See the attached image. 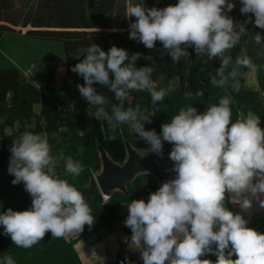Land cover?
<instances>
[{
    "label": "clouds",
    "instance_id": "1",
    "mask_svg": "<svg viewBox=\"0 0 264 264\" xmlns=\"http://www.w3.org/2000/svg\"><path fill=\"white\" fill-rule=\"evenodd\" d=\"M240 2V11L248 19L239 23L227 14L235 8L234 0H179L163 8L130 2L125 16L135 20L129 24V38L148 49H154L159 41L161 55L167 53L176 64L190 58L188 49L192 47L198 57H207L204 65L219 59L220 67L210 83L239 93L242 77L261 67L252 61L247 45L241 44L242 36L249 33L246 25L252 23V15L254 26L264 29V0ZM252 39L261 45L264 35L255 32ZM238 45L233 60L228 53ZM141 56L140 52L130 55L127 49L115 45L105 51L92 43L84 58L71 68L83 77L85 83L79 84L78 90L89 106L98 108L96 118L106 122L112 132L127 124L149 145L146 155L140 157L155 154L163 158L164 143L173 145L168 155L173 167L167 170L175 173L174 177L151 192L147 200L127 203L124 223L132 235L126 242L132 251L140 253L143 264H264V232L250 227L244 215L254 206L264 209L261 116L241 110L233 122L232 106L236 102L225 95L203 112L194 106L181 107L170 122L162 125L160 133L146 130L145 124L152 118L139 105L125 108L130 92L147 91L155 106L175 86L157 90L152 79L154 68L136 66ZM145 58L152 59L150 55ZM97 83L115 94L118 103L112 104L111 113L104 108L108 97L94 87ZM260 96L264 98V92ZM40 123L45 125L46 120L42 117ZM10 152L11 183H23L32 197L26 210L9 207L0 211L3 234L16 247L30 249L49 232L55 239L77 236L85 225H94L95 217L83 193L58 173L62 165L63 176L75 179L84 171L79 161L66 156L63 149L52 154L47 136L32 131L14 139ZM229 203L238 204L241 211H233ZM209 255L217 259L206 258ZM0 264L16 262L7 255L0 258Z\"/></svg>",
    "mask_w": 264,
    "mask_h": 264
},
{
    "label": "trees",
    "instance_id": "2",
    "mask_svg": "<svg viewBox=\"0 0 264 264\" xmlns=\"http://www.w3.org/2000/svg\"><path fill=\"white\" fill-rule=\"evenodd\" d=\"M52 1L51 7L57 16L55 23L43 19H34L23 23V25L30 23L34 27L26 31L32 37L61 40L65 56L60 59L50 51L42 54L41 60L47 67V75L41 83L36 81L34 75L26 77L15 66H0V211H6L9 207L14 210H26L32 204V197L25 190L23 183L13 185L11 181L14 176L8 172L11 156L10 146L14 139L18 138V133L20 131L35 133L46 131L49 133L58 130L63 122L66 124L65 121L68 117L71 118V124H82L89 122L90 118L92 119L94 116L91 109L95 107L90 106L88 108L78 90V85L85 83L83 77L71 71V68L84 58L86 49L92 43L100 45L105 51L110 49V45H115L127 49L130 55L136 52L142 53L141 58L136 61V66L150 65L154 68L152 79L157 90L167 88V80L173 75L178 76L182 86L186 84L190 88V95H185L183 88L174 90L155 106L152 105L151 96L147 91L130 92L133 95V100L125 108H135L136 105H139L145 115L149 116V119L152 118L151 123L145 124L146 130L155 129L157 133H160L162 125L170 122L172 116L177 114L181 107L194 106L198 111L203 112L208 105L218 103L219 99L225 95H231L236 102L232 106L233 122L238 118L241 110L245 114L251 110L261 116V127H264V98L260 96V93L264 92V55L260 54L264 52V42L261 45H256L252 39L255 32L264 35V29L254 26V15L249 14L252 15V23L246 25L249 33L242 36L241 44L247 45L248 54L252 61L261 66L257 71L260 91L241 87L237 93L232 91L230 87L219 88L210 83L211 76L215 75L216 70L220 67L219 59H214L204 65L203 62L207 60V57H198L194 47H192L188 49L191 54L190 58L187 61L182 58L176 64L172 62L171 56L167 53L161 55L163 46L159 41L154 49H148L143 43H138L129 38V29L114 30L110 20L113 0H69L70 4L67 2V5L63 3L65 0ZM153 1L154 7L159 8L179 2V0ZM229 2L233 1L229 0ZM238 3H241L240 0ZM238 3L227 14L239 23L247 20L248 16L241 13L242 4ZM0 19L12 21L11 18L4 16H0ZM8 29H10L9 25L0 24V34ZM239 47L240 45L228 53L233 57V60L238 54ZM149 55L152 59L145 58ZM80 57L82 58L80 59ZM202 68H206V70L201 71ZM160 77L162 78L161 81L159 80ZM94 87L98 92L102 88L108 90L106 109L111 113L112 104L118 103L114 92L110 91L107 86L98 83L94 84ZM35 103L39 104L37 112L33 109ZM69 103L73 105L72 109H59L60 106ZM42 117L46 120L45 125L40 123ZM103 124L102 127L99 121L94 118L89 131L73 135H66L67 131L61 132L62 137L67 142L56 145L52 153L56 155L63 149L66 156L71 155L83 165L84 171L75 179L71 176H63L62 165L58 167V173L61 174V178L68 179L83 193L95 217L94 225L91 227L85 225L84 231L81 233L86 238H88L87 231L91 229H96L95 238L100 239L109 231L117 228L121 220L127 218V203L137 198L138 192L142 190L141 188L132 190L127 183V193L119 190L110 191L108 201L102 203V194L91 173V169L97 170L100 165L97 139L106 149L108 155L119 162L123 161L125 157L124 138L137 149L143 143V140L137 138L127 124L120 125L118 128L121 131L116 130L115 132L108 128L106 122L103 121ZM7 126L11 127L10 133L5 132ZM110 136H114L115 139L108 138ZM78 146H83V149L79 151ZM172 147L173 145L169 143L165 146L164 160L170 161L168 155ZM5 163L8 166H5ZM132 181L135 187L144 184L139 175ZM86 183L88 185L84 187ZM150 183L152 191H156L162 185L159 182L150 181ZM15 192L20 193L19 198L13 196ZM228 207L231 208L229 204ZM245 217L249 220L250 227L264 232V214L256 217ZM128 229L126 241L130 240L132 235L131 229ZM126 241L118 249L117 260L109 264H118V259L124 261L125 264H143L140 253L135 251V254ZM7 255H11L16 264H82L73 248V243L65 238H52V234L49 232L43 241L30 249H23L16 247L11 238L3 234V227L0 226V258ZM206 258L213 261L217 259L215 255H209Z\"/></svg>",
    "mask_w": 264,
    "mask_h": 264
},
{
    "label": "rangeland",
    "instance_id": "3",
    "mask_svg": "<svg viewBox=\"0 0 264 264\" xmlns=\"http://www.w3.org/2000/svg\"><path fill=\"white\" fill-rule=\"evenodd\" d=\"M52 2H53L52 0H0V16L9 17V18H11L12 21L20 22V26L24 27V29L27 31L28 29L34 28L30 23H28L27 25H23V23H25L27 21H32L34 19H43L44 21L55 23L57 16H56V12L52 10V7H51ZM67 2L69 3V0H65L63 3L67 5L68 4ZM130 2L131 3L146 4L147 7H154V1L153 0H113V6H112V9L110 11V20H111L112 25L114 26V30L124 31L126 29H129L130 22H134L135 17H132L131 21H130L129 18L125 16L127 4ZM10 27H12V26H10ZM92 29H97V28H92ZM107 30H110V29H107ZM3 39H4V41L7 40V43H9V45L6 47L4 45V41L0 42V47L3 50H5V51H2L0 49V65H2V64L11 65L10 62H8V61H9V58H13L14 54L16 55V56H14V58L17 59V58H19L18 56H20V55H18L19 53L23 54L27 51H36V50H38V48H41V50H44L45 48H50V50H49L50 52H51V50H52V52H54V54H56L58 52L57 54H59V55H57V54L56 55L59 58L65 56L63 43L59 39L37 40V42H35L33 44L34 46H31L30 44L28 46V44H25L24 42L20 41L21 39L17 40L16 38H11V37H8L7 39L5 37ZM111 47H112V45H110V48ZM4 52H6V53H4ZM61 52H63V53H61ZM2 53L4 55L6 54L7 56L6 55L2 56ZM8 56H9V58H8ZM20 59H22V61L25 62L24 55H21ZM29 62H30V60H29ZM31 62H34V64H35V69H33V67H32L31 72L36 77H38L40 80H43L47 74V67L44 65L41 58L36 57V58L32 59ZM40 69H42L43 71ZM159 80L161 81L162 78L160 77ZM170 84L175 86V90H181L182 89V84H181L180 79L178 78L177 75H173L167 80V85L169 86ZM100 93H103L105 96H108V90L106 88H102L100 90ZM132 100H133V95L129 94V101L125 102V106L130 104ZM83 101L87 104V107L90 108L89 103L85 99ZM107 106H108V103L104 105V108L106 111H107V109H106ZM59 109L60 110H66V109H63L62 106H60ZM91 111H92V114H94L92 119H94V118L97 119L103 127V125H104L103 121L95 117V115L98 111V108H96V107L92 108ZM146 111H147V109H146ZM66 119L68 120V121L67 120L65 121L66 124H64V122H63V124L58 128V130L51 131L49 133L46 131L37 132L40 134L43 133V135L47 136L49 144L51 146L52 153H53V149H55L56 145L64 144L65 142H67L64 139H62L63 135L61 134V132L67 131L66 135H73L75 133L81 134V133H83L82 131H89L90 130V128L85 127V125L88 124L89 127H91V122H92L91 118H90L89 122L82 123V124H71L72 123L71 118L68 117ZM0 121H1V117H0ZM6 129H7V131L9 130L8 127ZM7 131H5V132H7ZM117 131H121V129L118 128ZM22 133H23V131H20L18 133V137ZM103 134L105 136V132ZM148 147H149V145L145 141H143L142 146L139 147V150L140 151H147L146 149ZM82 149H83V146H78L79 151H81ZM4 159H6V158H4ZM5 166H8V164L5 163ZM139 176L142 180V183L146 182L147 180L149 182L147 184L146 183L142 184V187H135L133 181H130L128 184L132 190L135 188H141L142 189V190H140V192H138L137 198H134V199L143 198V199L147 200L150 193L153 192L152 191V185H151L150 181L151 182H157V181L147 174H142ZM112 191H115V190H112ZM21 193H22V195H24L23 192H21ZM13 196L19 198L20 193L15 192L13 194ZM108 199H109V195L102 194V203H106L108 201ZM261 214H264V212L260 213L256 216H260ZM256 216H254V217H256ZM120 224L124 228L125 223L121 222ZM91 230L96 235V229H91ZM125 230L128 232L129 229L125 226ZM95 235L93 238H95ZM115 260H117V258H115L111 261L114 262ZM112 262H110V263H112Z\"/></svg>",
    "mask_w": 264,
    "mask_h": 264
},
{
    "label": "crops",
    "instance_id": "4",
    "mask_svg": "<svg viewBox=\"0 0 264 264\" xmlns=\"http://www.w3.org/2000/svg\"><path fill=\"white\" fill-rule=\"evenodd\" d=\"M231 1H233V0H231ZM234 2L236 4V3H238V0H234ZM238 4H241V3H238ZM0 24H5V25L8 24L9 26H12V27H10V29L3 31L0 34V42L4 41L3 38H5V37H6V39L8 37H11V38H16L17 40L21 39L20 41L24 42L25 44H28V46H29V44L31 46H34L33 44L35 42H37V40H43L41 38H35V37H32L29 34H27L24 27L20 26V23H18V22H15V21L12 22V21L0 19ZM21 28L24 31H22ZM4 45L6 47L9 45V43H7V40L4 41ZM0 49L2 51H5L1 47H0ZM49 50H50V48H45L44 50H41V48H38V50H36V51H27L23 54L19 53L18 55H20V56H18L19 57V58H17L18 60L16 58H14V56H16L14 54L13 58H9V56H8V58H9L8 62H10L11 65L2 64L0 66H3V67L15 66L22 74H24L26 77H29V75H34L31 72L32 67H33V69H35V64H34V62H31V60L36 58V57L41 58L42 54L46 51H49ZM4 53H6V52H4ZM51 53L54 54V52H52V50H51ZM61 53H63V52H61ZM56 54H54V55L56 57H58L57 55H59V54H57V55ZM3 55L4 54L2 53V56ZM21 55H24L25 62L22 61V59H20ZM63 57H61L60 59H62ZM29 60H30V62H29ZM40 70H42V69H40ZM242 71H247V69H242ZM34 77L38 83H41L46 78V76H45V78L43 80H40L35 75H34ZM241 87L244 89L260 91V85H259L258 78H257V72L256 73H248L245 76H243ZM182 88H183V91L185 93L190 92V88L186 84H184L182 86ZM72 106L73 105L71 103H69V104L62 105V108L69 110V109H72ZM33 109H34V111L37 112L39 110V104L35 103L33 105ZM15 126H17V125H15ZM7 127L9 129L8 131L6 129ZM7 127L5 128V130L7 131V133H10L11 127H9V126H7ZM85 127L91 128V127H89L88 124H86ZM82 132H85V131H82ZM62 139H64V137H62ZM142 152H144V151H142ZM99 169H100V165H99V168L97 170L91 169V173H92L93 177H94L93 173H96L97 171H99ZM173 177H171V178H173ZM144 183L147 184L148 181H146ZM87 185L88 184L86 183L84 185V187H86ZM140 187H142V186H140ZM229 205L233 211H235V212L241 211L238 204L229 203ZM263 212H264V209H259L258 207L254 206V208L250 212L244 213V215L245 216H256V215L263 213ZM121 222H125V220H121ZM87 235H88V238H86L84 235L80 234L77 236H69L65 239L68 241H71L73 243V248L76 250L77 255H78L82 264H109L110 262H112L111 260H113L117 257L118 249H119L120 245L127 240L128 232L125 230V226L123 228L122 225L119 224L117 228L109 231L107 234L103 235L100 239L93 238L95 233L92 230H88ZM135 254H136V252H135Z\"/></svg>",
    "mask_w": 264,
    "mask_h": 264
},
{
    "label": "water",
    "instance_id": "5",
    "mask_svg": "<svg viewBox=\"0 0 264 264\" xmlns=\"http://www.w3.org/2000/svg\"><path fill=\"white\" fill-rule=\"evenodd\" d=\"M82 57H80L81 59ZM125 147V157L119 162L113 160L97 139V151L100 159V169L94 175L95 182L104 195H109L112 190H119L127 193V183L132 181L137 175L149 174L157 182L162 183L175 175L168 171L173 167L171 161H166L155 154L146 155L135 148L127 139H123ZM168 142L164 143V148Z\"/></svg>",
    "mask_w": 264,
    "mask_h": 264
},
{
    "label": "built area",
    "instance_id": "6",
    "mask_svg": "<svg viewBox=\"0 0 264 264\" xmlns=\"http://www.w3.org/2000/svg\"><path fill=\"white\" fill-rule=\"evenodd\" d=\"M22 31H24V30L22 29ZM121 261H122L121 259H118V262H119V263H121Z\"/></svg>",
    "mask_w": 264,
    "mask_h": 264
}]
</instances>
